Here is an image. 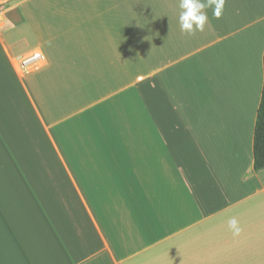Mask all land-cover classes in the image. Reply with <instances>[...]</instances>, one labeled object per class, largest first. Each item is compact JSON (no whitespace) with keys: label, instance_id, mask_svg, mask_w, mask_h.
<instances>
[{"label":"crops","instance_id":"1","mask_svg":"<svg viewBox=\"0 0 264 264\" xmlns=\"http://www.w3.org/2000/svg\"><path fill=\"white\" fill-rule=\"evenodd\" d=\"M179 4L11 1L0 264H264V0L202 9L191 35ZM31 51L43 65L22 73Z\"/></svg>","mask_w":264,"mask_h":264},{"label":"clouds","instance_id":"2","mask_svg":"<svg viewBox=\"0 0 264 264\" xmlns=\"http://www.w3.org/2000/svg\"><path fill=\"white\" fill-rule=\"evenodd\" d=\"M225 0H207V4L200 3L199 0H180L179 7L182 10L179 15L181 31L194 34L203 31L208 23V16L202 9L213 7V14L216 18L221 16ZM228 227L233 235H239L241 228L238 220L233 217L228 221Z\"/></svg>","mask_w":264,"mask_h":264},{"label":"trees","instance_id":"3","mask_svg":"<svg viewBox=\"0 0 264 264\" xmlns=\"http://www.w3.org/2000/svg\"><path fill=\"white\" fill-rule=\"evenodd\" d=\"M263 63V83L261 97L256 111V119L253 133V168L259 170L264 168V52Z\"/></svg>","mask_w":264,"mask_h":264},{"label":"built area","instance_id":"4","mask_svg":"<svg viewBox=\"0 0 264 264\" xmlns=\"http://www.w3.org/2000/svg\"><path fill=\"white\" fill-rule=\"evenodd\" d=\"M12 0H0V29L5 27L8 18V11ZM44 62V56L39 51H31L25 54L18 62V68L22 73H29L39 69Z\"/></svg>","mask_w":264,"mask_h":264},{"label":"rangeland","instance_id":"5","mask_svg":"<svg viewBox=\"0 0 264 264\" xmlns=\"http://www.w3.org/2000/svg\"><path fill=\"white\" fill-rule=\"evenodd\" d=\"M7 26V25H6ZM23 27V26H22ZM24 28V27H23ZM24 30H25V28H24ZM23 29H21V30H18V28H15V29H13V33L14 32H17L18 34H20V33H22L23 31H24ZM27 32V31H26ZM33 45H30V43L29 42H27V45H22V47H26V48H30V47H32Z\"/></svg>","mask_w":264,"mask_h":264}]
</instances>
